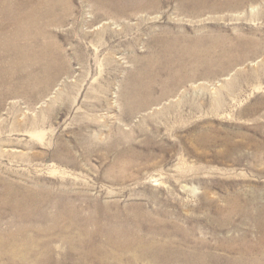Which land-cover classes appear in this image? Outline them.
Wrapping results in <instances>:
<instances>
[{"label":"rangeland","instance_id":"374dc122","mask_svg":"<svg viewBox=\"0 0 264 264\" xmlns=\"http://www.w3.org/2000/svg\"><path fill=\"white\" fill-rule=\"evenodd\" d=\"M0 264H264V0H0Z\"/></svg>","mask_w":264,"mask_h":264}]
</instances>
